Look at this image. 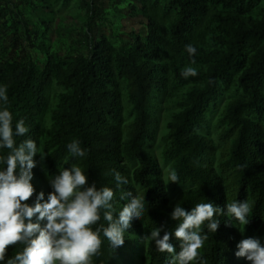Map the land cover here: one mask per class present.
Masks as SVG:
<instances>
[{
    "label": "trees",
    "instance_id": "16d2710c",
    "mask_svg": "<svg viewBox=\"0 0 264 264\" xmlns=\"http://www.w3.org/2000/svg\"><path fill=\"white\" fill-rule=\"evenodd\" d=\"M107 5L132 25L108 20ZM61 8L80 20L66 49L52 27L64 22ZM186 66L198 74L185 79ZM0 85L13 126L23 119L29 128L17 145L31 138L45 152L26 203L41 191L47 199L50 179L71 164L89 183L114 189L117 215L126 193L146 199L122 247L101 233L92 264H170L172 254L144 237L171 231L180 251L170 215L177 203L226 212L237 200L251 203L249 223L242 231L217 216L218 230L204 229L192 264H251L236 253L241 240L264 235V0H0ZM73 140L85 156L70 155ZM173 170L178 182H170ZM115 172L128 183L118 186ZM101 224L102 214L93 228ZM24 247L10 245L5 264Z\"/></svg>",
    "mask_w": 264,
    "mask_h": 264
},
{
    "label": "clouds",
    "instance_id": "9594fccd",
    "mask_svg": "<svg viewBox=\"0 0 264 264\" xmlns=\"http://www.w3.org/2000/svg\"><path fill=\"white\" fill-rule=\"evenodd\" d=\"M190 57H195L197 48L186 45ZM195 63V59L192 60ZM197 70L186 66L181 75L187 79L196 76ZM8 89L0 85V264H5L6 252L10 245L18 242L25 245L23 250L7 261V264H92L91 258L101 247V233L113 249L125 243V233L134 221L144 218L146 199L131 192L126 193L128 202L119 210L114 207V189L98 188L95 182L89 183V176L81 167L71 164L61 166L59 175L50 179L52 191H41L34 203H26L36 189L33 185L35 159H45V152L31 138L17 145V137L29 132L25 121L20 119L13 126V113L6 107ZM8 149L5 155L2 150ZM73 157L85 156L80 142L73 140L67 145ZM170 182H178L179 176L171 171ZM117 185L127 184L128 180L120 172H115ZM252 205L248 200L227 203L226 212L213 203H198L190 211L177 203L171 218L178 221L174 230L180 241V251L171 243L173 232L153 228L145 241H152L159 252L172 254L170 264H192L199 260L198 249L208 239V232L215 233L220 225L217 216L226 215L229 220L238 221L243 226L249 223ZM107 226L97 225L101 220ZM239 257H246L251 264H264V244L256 238H246L238 244ZM202 264V261H200Z\"/></svg>",
    "mask_w": 264,
    "mask_h": 264
},
{
    "label": "rangeland",
    "instance_id": "374dc122",
    "mask_svg": "<svg viewBox=\"0 0 264 264\" xmlns=\"http://www.w3.org/2000/svg\"><path fill=\"white\" fill-rule=\"evenodd\" d=\"M106 9L108 12V14L106 15L108 17V20L110 19L113 23L115 22L117 24L128 26V27L132 25L133 21H131L129 18L124 19L119 14L113 15L111 12L112 8L109 5L106 6ZM61 10H62L61 13L64 16V22L60 23L58 25V28L56 27L55 24L52 25L53 30H54L53 35L55 34L56 38L59 37L60 42H61V43H55V45H58V47L62 49H66L62 47L63 44H67V46H69L70 43L75 44V42H73V38L79 35L78 31L80 30V28H78V26L80 24V20L78 17L75 18L74 13H71L70 9L66 10V9L61 8ZM250 238L259 239L261 243L264 244V235L262 234H258V235L254 234Z\"/></svg>",
    "mask_w": 264,
    "mask_h": 264
}]
</instances>
